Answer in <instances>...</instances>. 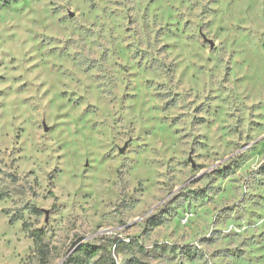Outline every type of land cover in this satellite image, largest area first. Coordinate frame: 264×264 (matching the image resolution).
<instances>
[{"label": "clouds", "instance_id": "clouds-1", "mask_svg": "<svg viewBox=\"0 0 264 264\" xmlns=\"http://www.w3.org/2000/svg\"><path fill=\"white\" fill-rule=\"evenodd\" d=\"M0 264H264V0H0Z\"/></svg>", "mask_w": 264, "mask_h": 264}]
</instances>
